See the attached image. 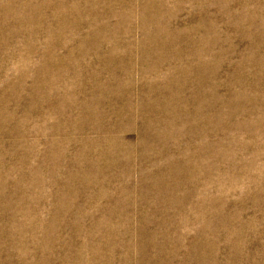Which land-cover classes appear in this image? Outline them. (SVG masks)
Listing matches in <instances>:
<instances>
[{
    "label": "rangeland",
    "instance_id": "1",
    "mask_svg": "<svg viewBox=\"0 0 264 264\" xmlns=\"http://www.w3.org/2000/svg\"><path fill=\"white\" fill-rule=\"evenodd\" d=\"M0 264H264V0H0Z\"/></svg>",
    "mask_w": 264,
    "mask_h": 264
}]
</instances>
